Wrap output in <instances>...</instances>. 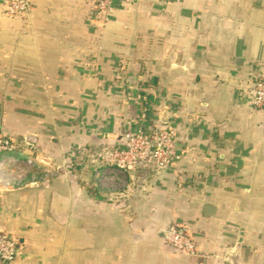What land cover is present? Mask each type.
<instances>
[{"label":"crops","instance_id":"obj_1","mask_svg":"<svg viewBox=\"0 0 264 264\" xmlns=\"http://www.w3.org/2000/svg\"><path fill=\"white\" fill-rule=\"evenodd\" d=\"M8 1L0 130L48 159L5 167L28 173L0 185L15 264H264V109L245 93L264 69V0H31L29 17ZM144 112L177 131L170 168L119 185L65 165L70 147L120 145ZM39 170L49 180L31 184ZM172 225L209 257L168 244Z\"/></svg>","mask_w":264,"mask_h":264},{"label":"built area","instance_id":"obj_2","mask_svg":"<svg viewBox=\"0 0 264 264\" xmlns=\"http://www.w3.org/2000/svg\"><path fill=\"white\" fill-rule=\"evenodd\" d=\"M113 4L114 0H98L96 6L99 11L106 12L112 8ZM32 9L31 0H9L6 15L29 17ZM245 93L255 108L264 109V69ZM146 117L144 112L138 125H131L124 129L121 133L123 140L120 145L80 148L76 152L74 162L88 160L90 167L100 175L101 182L117 180L119 185L128 182L130 172L159 173L170 168L174 162L181 159V155L174 152L177 131L172 126L164 128L159 124L147 126L144 124ZM21 156L14 140L0 134V172L19 161L25 163L30 161ZM26 165L29 166V164ZM33 168L40 167L33 166ZM163 237L168 244L180 252L192 256L209 257L198 249L185 226L172 225L163 231ZM16 257V242L9 235L0 233V264H15Z\"/></svg>","mask_w":264,"mask_h":264},{"label":"rangeland","instance_id":"obj_3","mask_svg":"<svg viewBox=\"0 0 264 264\" xmlns=\"http://www.w3.org/2000/svg\"><path fill=\"white\" fill-rule=\"evenodd\" d=\"M0 134L6 135L10 137L17 145L18 153L22 156L26 157L30 161H28L25 164H29L30 167H37L43 168L47 162L48 159H44L41 157L42 153H40L36 138L32 134H22L20 137H13L11 135H7L3 131L0 130ZM79 149V147H70L67 153H65V165H67L70 168H75L74 160L76 156V152ZM38 170V169H37ZM28 176L27 171H23L21 168L19 169H13V170H6L3 169L0 172V185L3 187H12L18 183H23V180L25 181L26 177ZM50 178L49 173L45 171L39 170L38 172H35L32 180L30 181L31 184L34 183H41L46 182Z\"/></svg>","mask_w":264,"mask_h":264},{"label":"trees","instance_id":"obj_4","mask_svg":"<svg viewBox=\"0 0 264 264\" xmlns=\"http://www.w3.org/2000/svg\"><path fill=\"white\" fill-rule=\"evenodd\" d=\"M87 148H89V149H90L91 147H87ZM74 163H75V162H74ZM75 164H76V163H75Z\"/></svg>","mask_w":264,"mask_h":264}]
</instances>
